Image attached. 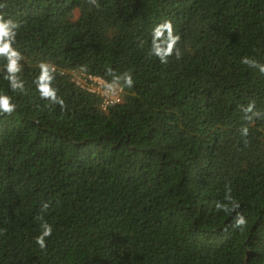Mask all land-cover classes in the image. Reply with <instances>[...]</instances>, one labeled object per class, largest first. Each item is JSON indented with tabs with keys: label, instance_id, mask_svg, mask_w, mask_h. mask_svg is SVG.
Masks as SVG:
<instances>
[{
	"label": "trees",
	"instance_id": "trees-1",
	"mask_svg": "<svg viewBox=\"0 0 264 264\" xmlns=\"http://www.w3.org/2000/svg\"><path fill=\"white\" fill-rule=\"evenodd\" d=\"M97 2L0 0L25 84L10 92L0 58L17 105L0 116V264H264V117L241 111L264 114V75L241 63L264 64V0ZM164 21L181 37L166 64L150 53ZM42 62L64 111L39 97ZM108 69L134 86L103 110L76 75ZM226 185L244 231L214 207Z\"/></svg>",
	"mask_w": 264,
	"mask_h": 264
},
{
	"label": "clouds",
	"instance_id": "clouds-1",
	"mask_svg": "<svg viewBox=\"0 0 264 264\" xmlns=\"http://www.w3.org/2000/svg\"><path fill=\"white\" fill-rule=\"evenodd\" d=\"M88 3L99 8L97 0H88ZM6 5H0L4 8ZM22 27L21 22L15 21L11 18H5V15L0 14V58L5 62V75L3 78L8 82L9 90L12 93H24L25 84L20 77L22 71L21 61L23 60L22 54L14 47L16 44V37L19 29ZM165 33L167 34L165 36ZM152 45L150 49L151 55L159 59L162 64L168 63V60L173 55L177 59L180 58V50L177 47L180 43L181 37L175 34L171 21H164L157 25L152 32ZM241 63L251 68H256L264 75V64L258 63L256 60L249 57H243ZM40 74L34 81L36 90L39 93L40 99L47 101L49 105H58L62 111L66 109L65 101L58 95V89L54 87L55 74L52 65L47 62H42L39 65ZM82 74V73H81ZM107 74L112 77L111 82L107 80L105 84V95H115L119 90L124 88L125 94L127 89L134 86L133 75L130 71H125L122 75H117L112 69H108ZM101 76V75H100ZM124 94V97H125ZM123 97V100H124ZM17 105L13 102V97L7 93H0V116L12 115L16 111ZM255 102H251L247 107L241 106V111L244 112L243 119L249 123L254 119L264 117V114L254 111ZM241 136L247 138L249 136V128L242 126ZM247 144V139L244 140ZM49 205L45 203L41 209L43 213L47 210ZM216 211L224 212L233 215V222L230 227L244 231L247 227V219L245 215L239 211L240 204L232 194L230 185H226V191L223 201H217L214 204ZM38 219L41 221V233L36 237V244L41 250L46 251V239L53 234V226L49 224L43 215Z\"/></svg>",
	"mask_w": 264,
	"mask_h": 264
},
{
	"label": "built area",
	"instance_id": "built-area-1",
	"mask_svg": "<svg viewBox=\"0 0 264 264\" xmlns=\"http://www.w3.org/2000/svg\"><path fill=\"white\" fill-rule=\"evenodd\" d=\"M78 85L87 92L96 94L101 98V107L103 110H108L112 105L121 103L125 94L124 88L119 90L115 95H105V84L108 82L104 77L93 74H80L76 78Z\"/></svg>",
	"mask_w": 264,
	"mask_h": 264
},
{
	"label": "rangeland",
	"instance_id": "rangeland-1",
	"mask_svg": "<svg viewBox=\"0 0 264 264\" xmlns=\"http://www.w3.org/2000/svg\"><path fill=\"white\" fill-rule=\"evenodd\" d=\"M80 76V74L78 73L77 75H76V78H78Z\"/></svg>",
	"mask_w": 264,
	"mask_h": 264
}]
</instances>
